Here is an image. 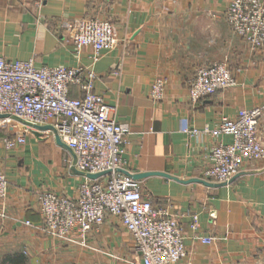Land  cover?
I'll list each match as a JSON object with an SVG mask.
<instances>
[{"label": "crops", "instance_id": "0c3cea01", "mask_svg": "<svg viewBox=\"0 0 264 264\" xmlns=\"http://www.w3.org/2000/svg\"><path fill=\"white\" fill-rule=\"evenodd\" d=\"M231 1L0 0V57L32 60L36 68L93 70V92L114 108L115 122L129 125L124 171L153 173L138 180L142 194L154 206L168 207L183 231L186 255L175 264L264 261V160L244 163L222 186L189 182L201 179L217 142L231 143L229 135L203 132L216 128L222 116L262 108L258 135L264 147V46L253 52L232 32L226 20ZM78 18L109 21L117 39L93 64L90 47L76 53L60 28ZM222 60L236 85L192 102L188 85L195 70ZM159 76L166 88L155 101L149 90ZM70 95L80 92L72 86ZM9 134L0 126V173L8 181L0 202V264H140L131 236L115 217L75 242L46 235L39 193L72 197L86 177L52 134H28L23 145L6 148ZM45 143L66 155L56 168L39 160L38 147ZM204 237L211 242L203 243Z\"/></svg>", "mask_w": 264, "mask_h": 264}, {"label": "built area", "instance_id": "2783aa9c", "mask_svg": "<svg viewBox=\"0 0 264 264\" xmlns=\"http://www.w3.org/2000/svg\"><path fill=\"white\" fill-rule=\"evenodd\" d=\"M226 20L232 32L255 52L264 46V1L232 0ZM61 31L68 35L76 50L90 47L92 64L104 49L117 45L109 21L78 18L61 22ZM95 74L90 67H41L32 60L8 61L0 57L1 126L11 132L3 138L6 148L23 145L26 135L40 138L52 131L35 126L49 125L59 140L74 155L73 167L84 174L105 172L96 179L86 178L76 187L75 195L66 197L52 191L38 195L42 229L46 235L67 242L84 239L97 231L106 217H115L129 233L140 264H175L186 255L184 234L168 207L154 206L142 194L141 184L124 170L123 158L129 125L113 119L114 108L93 92ZM226 60L201 66L188 85L192 102L234 87ZM74 86L80 96L72 97ZM166 78L159 76L150 86V97L163 99ZM263 114L260 107L238 110L234 118L222 116L216 128L203 132L214 136L229 135L231 143L217 142L210 153V164L201 179L227 183L244 163L264 160V147L258 135ZM17 132H15V130ZM191 134L200 131L192 129ZM8 189L4 173H0V202ZM30 226L29 221L24 222ZM192 227H196V217ZM210 243L208 237L201 238Z\"/></svg>", "mask_w": 264, "mask_h": 264}, {"label": "water", "instance_id": "95a60500", "mask_svg": "<svg viewBox=\"0 0 264 264\" xmlns=\"http://www.w3.org/2000/svg\"><path fill=\"white\" fill-rule=\"evenodd\" d=\"M5 117H6V115L0 114V119L5 118ZM35 127L38 128V129H40V130H47V129L51 130L52 133H53V137H54L55 142L57 143V145H59V146L65 148V149H67V150L71 153V155H72V157H73V159H74V155L72 154V152L70 151V149H68V148H67V147H66V146H65V145L59 140L56 131H55L51 126H49V125L38 126V125H37V126H35ZM121 172L124 173V174H126V175H128L129 177H131V178L134 179V180H139V179H141V178H144V177H146V176H149V175L153 174V173L130 174V173H128L127 171H124V170H121ZM79 174L85 176V177L88 178V179H96V178H98V177L104 175L105 172H102V173H96V174H84V173L79 172ZM189 182H198V183H201V184L206 185V186H209V187H218V186H222V185H224V183H211V182H208V181H205V180H202V179H191Z\"/></svg>", "mask_w": 264, "mask_h": 264}, {"label": "rangeland", "instance_id": "374dc122", "mask_svg": "<svg viewBox=\"0 0 264 264\" xmlns=\"http://www.w3.org/2000/svg\"><path fill=\"white\" fill-rule=\"evenodd\" d=\"M1 124L3 125V123H1L0 121V126ZM14 130L15 132H17L16 129ZM61 151L62 150L55 148L54 145H50L47 143L40 144L38 147V157L40 162L56 168L59 165V161L61 162V160L66 156ZM242 264H264V261H248Z\"/></svg>", "mask_w": 264, "mask_h": 264}]
</instances>
